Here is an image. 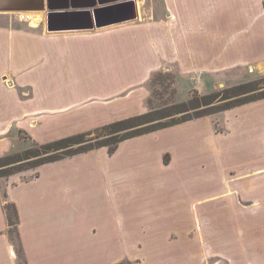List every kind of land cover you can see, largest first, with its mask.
Wrapping results in <instances>:
<instances>
[{"label": "crops", "instance_id": "obj_1", "mask_svg": "<svg viewBox=\"0 0 264 264\" xmlns=\"http://www.w3.org/2000/svg\"><path fill=\"white\" fill-rule=\"evenodd\" d=\"M134 3L137 19L117 23L131 0H0V148L12 130L43 144L146 113L159 72L187 96L264 74V0ZM95 153L118 162L99 169L105 188L149 173L131 203L103 207L95 244L110 264H264V99L6 177L0 264H19L6 203L25 264H74L90 227L74 223L70 182Z\"/></svg>", "mask_w": 264, "mask_h": 264}, {"label": "rangeland", "instance_id": "obj_2", "mask_svg": "<svg viewBox=\"0 0 264 264\" xmlns=\"http://www.w3.org/2000/svg\"><path fill=\"white\" fill-rule=\"evenodd\" d=\"M253 82L256 84L258 88L262 87L261 90H264V74L256 73V72H239L237 71V75L234 78V82L222 84L221 86H218L217 90L212 93H222L223 91L232 89L238 85ZM148 89L150 90V101L151 106L155 107H163L166 104H169L173 101H186L189 96L185 94V92L180 93L179 95L170 96V90H174V86H170L169 77L166 73L159 72L152 76L150 82L147 85ZM210 93V94H212ZM257 94V93H256ZM246 96V95H245ZM190 98V97H189ZM234 99H231L232 101ZM227 102V101H225ZM225 102H219L215 103L216 106H221ZM10 140L11 145L10 148L6 145L4 148H0V153L2 151H5L6 153L3 156L11 155V154H18L20 158V162L16 163V167H19L20 169H23V172L31 171L33 164L36 162V159H26L25 154L28 152H33L34 149L37 147L33 144L32 140L29 136H27L25 133L21 131L12 130L10 133ZM128 146V145H125ZM135 147H132V145H129L126 149H122L115 157L122 161V158H128L130 157V154L134 151ZM89 157V165L84 166L85 168H88L86 173H81L79 177L76 178L75 181L70 182L72 194L70 196L71 200V208L74 223L79 222H85L90 227L89 236L85 234V236L79 241V243H76L74 247V264H110V259L108 257L112 258V252L107 251V254L105 257L103 251L101 250V253L99 252L100 249H98V246L95 244V236L99 233L98 224L101 222L103 218V214L101 213L106 207H109L110 205H114L118 207L119 205H122L119 203L122 197H126L127 201L131 203V195L130 190L137 189L138 185H143V179H147V176L149 175L148 172H140L136 168H131L132 170H128V172L124 174H131V179L127 182L120 181L116 183V186L111 189L105 188V177L106 173L101 172V178L102 181L99 178V169L100 168H110L115 169L118 162L116 161H108L109 159L102 153H95L91 154ZM124 162H122L123 164ZM30 168V169H29ZM95 168V170H90ZM22 173V172H20ZM119 175V173H118ZM48 178H52L50 173H47ZM4 178H0V194L4 195V190L1 188L3 187L2 184H4ZM72 179V176H70L69 181ZM46 181H52L51 179L45 178ZM32 189L31 191H33ZM107 193V200L104 198L105 194ZM125 208L130 207V205H124ZM107 212V218L108 222H110L109 219V213ZM70 216V214H69ZM83 225V224H82ZM75 232H77V228H75ZM140 232L145 231L144 229L138 230ZM12 238L15 239L14 243L17 247L18 242H16L17 237L13 233ZM127 245H123V249ZM132 251L135 250V247L133 245L129 246ZM18 248V247H17ZM111 252V254H110ZM125 256V253L123 252ZM81 255V256H80ZM101 255V256H100ZM110 255V256H109ZM113 255H117L116 252L113 253ZM108 256V257H107ZM228 264L226 261H220V260H212L209 264ZM121 264H137L135 262H128V263H121Z\"/></svg>", "mask_w": 264, "mask_h": 264}, {"label": "trees", "instance_id": "obj_3", "mask_svg": "<svg viewBox=\"0 0 264 264\" xmlns=\"http://www.w3.org/2000/svg\"><path fill=\"white\" fill-rule=\"evenodd\" d=\"M166 74L169 77L170 86H174L173 75L170 73ZM173 89L170 90V96L172 97L177 94L175 88ZM261 89L262 87L258 88L255 83L248 82L223 91L222 93L200 95L194 92L189 95L190 98L188 97L186 101H173L163 107L155 108L151 106L149 99L148 111L146 113L48 143L41 144L32 140L37 148L33 152L25 154V158L36 159V162L32 166V169H36L41 165L53 163L98 148L104 147L108 149L109 153H113L122 141L264 99V90ZM231 99L234 100L230 101ZM216 102L225 103L221 106H216ZM20 158L18 154L0 157V178L23 172V169L16 167V163L21 161ZM4 209L10 226V235L13 243L15 239L12 238V234L14 233L17 237L16 242H18V248L15 243L14 246L19 257V264H25L16 229L18 219L15 207L10 203H6Z\"/></svg>", "mask_w": 264, "mask_h": 264}, {"label": "water", "instance_id": "obj_4", "mask_svg": "<svg viewBox=\"0 0 264 264\" xmlns=\"http://www.w3.org/2000/svg\"><path fill=\"white\" fill-rule=\"evenodd\" d=\"M125 7V11L124 14L120 17V20H116L117 23H121V22H126V21H132V20H136L137 19V14H136V5L134 3V0H131V5H126L123 6ZM104 20L101 21H96L95 25L97 28H100L104 25ZM88 28L92 29L93 28V24L88 25ZM53 28L48 26V31H52Z\"/></svg>", "mask_w": 264, "mask_h": 264}, {"label": "built area", "instance_id": "obj_5", "mask_svg": "<svg viewBox=\"0 0 264 264\" xmlns=\"http://www.w3.org/2000/svg\"><path fill=\"white\" fill-rule=\"evenodd\" d=\"M219 264V263H218Z\"/></svg>", "mask_w": 264, "mask_h": 264}]
</instances>
